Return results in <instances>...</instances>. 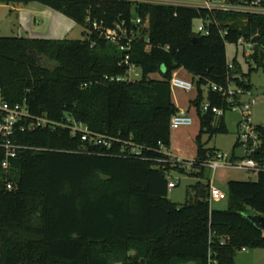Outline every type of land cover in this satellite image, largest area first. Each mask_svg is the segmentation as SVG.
<instances>
[{
  "label": "trees",
  "instance_id": "obj_1",
  "mask_svg": "<svg viewBox=\"0 0 264 264\" xmlns=\"http://www.w3.org/2000/svg\"><path fill=\"white\" fill-rule=\"evenodd\" d=\"M41 1L83 25L88 35L83 40L0 37L4 101L60 125L23 132L16 126L12 141L23 149L7 170L0 167V264H208L210 250L218 264H234L236 252L264 248V232L247 219L264 217V171L255 182L229 181L227 209L210 208L202 163L217 152L206 149L201 137L227 128L225 113L214 124L213 114L200 106L204 84L226 86L229 79L251 90L236 58V71L228 70L226 45L251 44L246 60L256 68L249 73L264 68V15L127 0ZM88 14L107 27L124 24L128 32L136 29V18L148 20L131 43L128 65L127 52L86 25ZM195 20L209 21L207 35L195 33ZM40 58L50 66L41 65ZM131 67L140 70L139 79H127ZM161 67V80L148 78ZM178 69L187 71L198 89L193 104L200 129L191 175L208 181L201 197L182 205L168 200L167 182L169 173L185 169L167 162L162 151L169 149L170 120L178 113L170 85ZM208 103L224 112L229 108L210 86ZM71 121L120 143L109 150L86 144L66 127ZM255 132L259 144L251 157L262 162L264 126H255ZM123 142L142 147L141 155L126 156ZM3 158L0 147V164Z\"/></svg>",
  "mask_w": 264,
  "mask_h": 264
},
{
  "label": "rangeland",
  "instance_id": "obj_2",
  "mask_svg": "<svg viewBox=\"0 0 264 264\" xmlns=\"http://www.w3.org/2000/svg\"><path fill=\"white\" fill-rule=\"evenodd\" d=\"M129 1L139 3L142 0ZM200 25L201 20H195L193 30L196 31ZM87 35L88 30L83 25L44 4L41 0L0 1V37L83 40ZM248 54L249 48L245 45H226L227 63L232 64L233 59L236 58L238 68L244 75L243 80L251 85L248 95L242 98V102L249 99L255 100V104L249 112V121L253 126H264V68L249 73V70L255 69L256 65L252 61L246 60ZM39 61L45 67L50 66L44 58H40ZM178 72L190 75L184 69H178L172 73V77L192 81L191 75L189 78H185L178 76ZM164 73L165 68L161 67L159 71L151 73L148 78L161 80ZM140 77V70L132 68L127 79L137 80ZM193 85V89L189 92L171 87V98L178 110L177 114L186 113L193 120L191 126H183L170 131L169 156L185 165V173L171 172L168 175L172 181L179 180V184L168 190L167 195L168 200L177 205H182L197 196L201 197V193L205 190L208 182L205 178H197L191 175L196 171L191 164L196 159V137L200 129L199 115L196 106L193 104L198 96L196 81ZM209 86L208 84L201 86V107L208 103ZM224 123L227 128L226 133L215 134L211 137L203 135L201 143L206 149H213L217 153L225 154L229 159L234 158V161H239L244 156V148L239 141L240 124L243 123L242 115L239 111H226ZM206 171L208 179H212V184L220 190H225L229 181L255 182L257 180L256 171L218 168L211 175L207 169ZM210 208L226 210L227 201L212 203ZM234 264H264V248L244 249V251L236 252Z\"/></svg>",
  "mask_w": 264,
  "mask_h": 264
},
{
  "label": "built area",
  "instance_id": "obj_3",
  "mask_svg": "<svg viewBox=\"0 0 264 264\" xmlns=\"http://www.w3.org/2000/svg\"><path fill=\"white\" fill-rule=\"evenodd\" d=\"M129 1V0H127ZM143 4H157V5H172L177 7H188L193 9H203L207 11H215L226 14H257L264 15V5H262L260 0H255L253 2H247L244 0L233 1V0H142L139 3ZM150 2V3H148ZM136 26L135 30L127 31L124 24L115 23L113 27H107L103 21H98L92 19L88 14L85 18V23L90 27V29L97 33L99 38L104 39L111 44L118 46L120 51L127 52L125 56L124 63L128 65V52L131 49V43L136 38L139 30L145 28L148 25V20H142L141 18H136L132 21ZM215 23V22H214ZM209 21L201 20V25L197 28L195 33L202 35H207V27ZM225 32L222 33V35ZM237 44L245 45L249 48L248 57L253 53L252 45L246 44L243 40H239ZM133 67L130 68V70ZM128 71V74L130 72ZM228 70L233 72L236 71V67L233 64H228ZM127 74V77H128ZM113 80V79H112ZM120 78H116L119 81ZM170 85L173 88L189 92L193 89L192 81L181 80L176 77H171ZM213 92L220 94L224 99L227 100L229 108L227 111L236 112L239 111L242 115V124H240L241 131L239 133V141L244 148V156L239 161H234L229 159L225 154L217 153L209 160L202 163L210 175L218 168L227 169H240L247 171H264V161L257 162L252 159V154L255 152L259 142L258 136L255 132V126H253L249 121V112L251 107L255 104L254 99H249L242 102V98L248 95L249 92L244 91L242 88L236 86L231 80L228 79L226 86L220 85H210ZM203 113L210 112L214 116V124H217L220 117L224 115L222 109L216 106H211L209 103L201 107ZM0 138L2 143L0 147L4 151V158L0 164L3 170H7L10 165V161L15 159L18 152L23 149L22 147L16 145L12 141V137L16 133V126L19 125L20 131L32 130L35 128L41 129H51L54 130L56 127L60 126L57 123L49 121L45 117H32L29 115L25 107L16 105L10 107L3 99L0 92ZM193 120L186 113H179L174 115L170 120V129H178L180 127L191 126ZM70 132L75 135L79 134L82 142L89 144L91 146L103 147L107 150L111 149L113 143H120V140L114 139L110 136L94 133L88 130L84 125L75 123L71 121L70 125H66ZM127 148L123 147V151L126 156L139 157L142 152V147L137 146L131 142H123ZM163 154L168 158L167 162L173 165L185 166L178 160H173L169 156L168 150H162ZM192 162L191 166L193 165ZM185 168V167H184ZM209 196L208 201L211 207L212 203H219L226 199V193L224 190H220L212 184V179L209 180ZM179 184V180L172 181L168 178L167 188L168 190L175 188ZM10 186H8L9 188ZM223 240L220 245H223ZM244 251V249L242 250ZM208 264H218L216 259V254L210 250Z\"/></svg>",
  "mask_w": 264,
  "mask_h": 264
},
{
  "label": "water",
  "instance_id": "obj_4",
  "mask_svg": "<svg viewBox=\"0 0 264 264\" xmlns=\"http://www.w3.org/2000/svg\"><path fill=\"white\" fill-rule=\"evenodd\" d=\"M193 43L199 42V38H194ZM31 56V53H28ZM237 74L240 75L239 69H237ZM247 219L251 222V224L256 227L258 230L264 232V217L260 215H247ZM143 264V261L141 262Z\"/></svg>",
  "mask_w": 264,
  "mask_h": 264
},
{
  "label": "crops",
  "instance_id": "obj_5",
  "mask_svg": "<svg viewBox=\"0 0 264 264\" xmlns=\"http://www.w3.org/2000/svg\"><path fill=\"white\" fill-rule=\"evenodd\" d=\"M177 74H178V76H184L185 78H189V76H190V75H188V74L181 73V72H178ZM173 103H174V102H173ZM174 105H175V103H174Z\"/></svg>",
  "mask_w": 264,
  "mask_h": 264
}]
</instances>
